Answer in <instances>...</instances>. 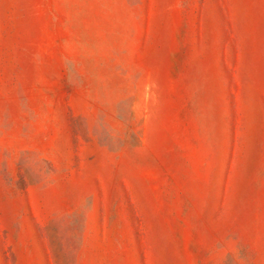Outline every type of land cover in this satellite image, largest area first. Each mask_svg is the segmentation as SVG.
<instances>
[{"label":"rangeland","instance_id":"1","mask_svg":"<svg viewBox=\"0 0 264 264\" xmlns=\"http://www.w3.org/2000/svg\"><path fill=\"white\" fill-rule=\"evenodd\" d=\"M0 264H264V0H0Z\"/></svg>","mask_w":264,"mask_h":264}]
</instances>
